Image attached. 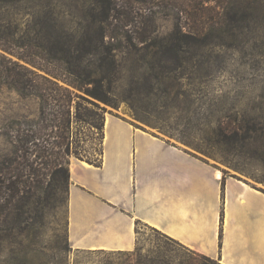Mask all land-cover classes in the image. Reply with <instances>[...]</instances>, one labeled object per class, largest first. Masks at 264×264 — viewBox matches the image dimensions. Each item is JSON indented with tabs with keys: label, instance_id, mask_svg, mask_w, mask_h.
Instances as JSON below:
<instances>
[{
	"label": "rangeland",
	"instance_id": "rangeland-1",
	"mask_svg": "<svg viewBox=\"0 0 264 264\" xmlns=\"http://www.w3.org/2000/svg\"><path fill=\"white\" fill-rule=\"evenodd\" d=\"M241 1L21 0L0 4V18L8 14L11 21L8 27L0 21V31L13 35L11 41L0 43V181L6 184L12 176L9 171L23 161L14 159V128L35 129L39 117L38 99L23 96L10 85L8 60L86 98L95 105L85 102L89 114L104 120L100 131L71 120L65 156L58 149L52 156L42 154L48 145L37 142L36 151L43 158L35 153L29 157L35 169L30 176L31 202H7L8 191L0 192V264H222L139 223L132 251L72 249L67 241L68 184L66 189L61 187L60 176L51 177V172L57 163L68 169L76 159L98 162L105 121L117 118L264 190V17L237 33L241 35L237 39L220 41L209 34L210 28L221 27L224 8ZM259 1L264 13V0ZM91 43L100 47L103 60L86 57L85 64L93 69L103 66L97 74L108 76L104 84L110 91L109 103L85 93L92 85L81 91L70 86L71 77L55 63L68 44L71 55L77 56L74 49ZM111 60L110 73L104 69ZM76 102L73 98L71 119ZM243 119L263 127L249 149L239 148L225 132ZM8 160L12 161L6 169Z\"/></svg>",
	"mask_w": 264,
	"mask_h": 264
},
{
	"label": "crops",
	"instance_id": "crops-1",
	"mask_svg": "<svg viewBox=\"0 0 264 264\" xmlns=\"http://www.w3.org/2000/svg\"><path fill=\"white\" fill-rule=\"evenodd\" d=\"M98 166H68L67 241L129 252L136 224L222 264H264V190L117 118Z\"/></svg>",
	"mask_w": 264,
	"mask_h": 264
},
{
	"label": "trees",
	"instance_id": "trees-1",
	"mask_svg": "<svg viewBox=\"0 0 264 264\" xmlns=\"http://www.w3.org/2000/svg\"><path fill=\"white\" fill-rule=\"evenodd\" d=\"M11 2H21V0H0V4L8 5ZM232 2L229 8H224L221 13V27L210 28V33L212 37L218 38L220 41L226 38L237 39L241 35L243 29L254 24H259L260 18L264 17V13H260V8L262 7L259 0H242L237 5L233 6ZM251 10V11H249ZM0 21L5 23L8 27L11 23L8 14L1 16ZM260 19V20H258ZM200 34H198L199 36ZM204 37V34H201ZM13 35L7 31H0V43L5 41H11ZM100 40V39H99ZM102 40V38H101ZM67 49H61V57L56 59V64L60 65L64 71L71 77L68 82L70 86L81 91L84 86L92 85V89L86 88L84 91L91 97L102 101L104 103H109V88L105 86L104 80L108 83L107 75L99 76L97 71H102L103 66L99 64L95 69L91 68L89 63L85 64V58H97L98 62L102 61V52H100V47L97 44L82 45L80 48L74 49L73 52H78L77 56L71 55L70 45L68 44ZM86 47V48H84ZM108 51V48H104ZM6 51V50H3ZM72 52V53H73ZM108 55V53H107ZM19 59V58H18ZM54 59V58H53ZM10 64V85L15 91L23 96H35L39 101V117L35 122L37 128L33 129H23L21 125H17L13 130V155L14 159L22 158L23 161L18 162L13 169L9 171V179H6L7 183L0 181V192L4 190L8 191L7 202H31L33 199V188L32 182L30 181V176L34 175V161L29 162V157L34 155V153L43 158V155L38 154L37 142L44 141L48 145L44 147L41 151L42 154L47 153L48 155L53 154L55 149H58V154L66 155L69 151V135H70V124L71 120L76 123H84L89 125L91 128L96 130H102L103 119L102 116H98L95 120L96 115L89 114V108L84 105L85 102L95 106L86 98L80 95L71 93L69 89L64 88L57 84V82L51 79L39 76L27 69L25 66L17 64L8 60ZM114 62L111 60L107 63V70L111 73L112 66ZM104 71L102 73H104ZM108 73V72H107ZM52 76V75H51ZM58 79L56 76H52ZM73 96V97H72ZM73 98L77 99L75 105V116L71 119L70 117V106ZM88 113V114H87ZM251 127V128H249ZM263 131V127L260 125L253 124L249 125L243 119L231 129L226 130V134L229 135L231 140L239 148L249 149L252 146V141H256V137L260 136ZM221 133L219 135H222ZM53 139V140H52ZM64 148V151H63ZM77 154L78 151L76 150ZM35 156V158L37 157ZM50 157L48 156L47 159ZM82 160V159H80ZM12 160L4 161L6 162V169ZM86 162L98 166V162L87 160ZM57 163V162H56ZM59 175L62 186L65 187L69 184L68 169L63 168L60 164H56L51 172L52 176ZM13 178L12 180H10Z\"/></svg>",
	"mask_w": 264,
	"mask_h": 264
}]
</instances>
